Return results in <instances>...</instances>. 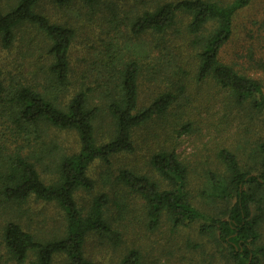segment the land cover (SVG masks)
<instances>
[{
  "label": "rangeland",
  "instance_id": "rangeland-1",
  "mask_svg": "<svg viewBox=\"0 0 264 264\" xmlns=\"http://www.w3.org/2000/svg\"><path fill=\"white\" fill-rule=\"evenodd\" d=\"M171 1L176 0H99L90 7L83 0H74L69 6L59 7L53 0H39L37 12L75 31L70 75L65 83L51 72L52 41L37 27L27 24L19 28L9 49L0 45V68L8 91L30 87L63 109L77 93H87L88 108L99 110L94 122L98 145L114 136L108 105L122 92L123 72L130 63L140 68L141 109L164 92L177 97L166 114L134 131L133 152L115 155L107 163L96 160L89 166L94 186L91 190L79 189L76 203L86 215L94 198L105 194L109 202L104 218L113 231L108 236L93 233L87 237L84 253L93 264H119L134 249L141 255V264H233L218 233L201 234L204 221L175 227L164 214L152 228L146 202L118 179L120 171L128 170L149 177L161 189H169L150 161L159 152L175 151L189 172L188 198L192 205L209 217L225 219L234 201L210 195L214 178L225 184L228 181L219 152L226 149L233 153L244 171H260L264 108L257 106L259 97L241 104L214 79L198 78L201 45L197 42L213 35L218 24L210 22L197 36L188 35L190 17L182 14L176 26L164 34L132 33V20L158 3ZM212 1L227 6L235 0ZM17 3L0 0V8L8 12ZM220 60L259 82L264 96V0H252L236 13L232 37L222 49ZM3 109L0 105V169L6 160L21 155L34 164L43 183H58L62 160L80 150L76 132L45 124L20 126L11 116L13 110L6 113ZM254 212L259 214L256 207ZM262 218L258 246L264 245V215ZM9 222L18 223L40 242L60 239L67 232L65 213L54 202L32 196L22 203L0 204V264L37 263L33 252L23 262L8 252L3 235ZM53 264L69 263L60 255Z\"/></svg>",
  "mask_w": 264,
  "mask_h": 264
},
{
  "label": "trees",
  "instance_id": "trees-1",
  "mask_svg": "<svg viewBox=\"0 0 264 264\" xmlns=\"http://www.w3.org/2000/svg\"><path fill=\"white\" fill-rule=\"evenodd\" d=\"M74 0H53L59 7L69 6ZM95 7L99 0H83ZM252 0H235L231 5H221L212 0H176L158 3L131 21L135 35L146 32L164 34L172 30L180 15L190 17L187 34L197 36L210 22H216V32L202 42L198 53V78H212L222 88L229 90L239 103L259 97L257 106L264 108L263 90L259 82L239 74L220 60L222 49L232 37L233 20L238 11L250 5ZM39 0H18L8 12L0 8V45L9 49L16 31L31 25L40 29L51 41L50 54L54 58L51 72L57 80L65 83L70 75V50L75 31L65 25L52 23L45 15L36 11ZM139 65L135 62L123 72L122 89L108 110L114 119L113 138L98 145L94 122L97 108H88L86 92L77 93L67 108L63 109L47 100L30 87H19L8 91L3 83L0 68V105L15 116L20 126L37 127L45 124L58 130L74 131L78 135L80 150L67 156L60 166L59 182L46 185L33 163L21 155L6 160L0 169V204L22 203L34 196L38 200L56 203L65 213L66 235L60 239L40 242L18 223L9 222L4 229V242L14 259L23 262L33 252L36 264H53L57 256L63 255L69 264H93L85 256L86 239L90 234L101 236L113 234L104 218L108 197L101 194L94 198L90 211L83 215L75 200L79 189L91 190L93 181L88 175L89 166L96 160L109 162L112 157L135 150L133 134L157 117L168 112L175 103L172 92L158 95L146 108L139 107ZM187 131V130H186ZM263 155L260 171L242 170L237 157L223 149L219 158L228 172V181H212L210 195L225 202L234 201L225 219L209 217L192 205L188 198L189 172L175 151L159 152L151 158L152 169L169 185L161 189L159 184L147 176L122 170L118 179L133 193L139 195L148 206L150 226H158L167 214L175 227L204 221L200 232L203 235L218 233L220 241L229 249L233 264H264V245L258 246V228L264 215V143L260 145ZM259 211L256 215L254 208ZM119 264H141L138 250H130Z\"/></svg>",
  "mask_w": 264,
  "mask_h": 264
}]
</instances>
